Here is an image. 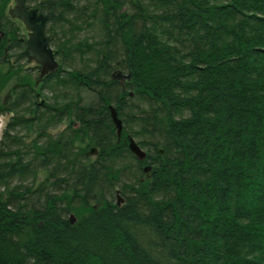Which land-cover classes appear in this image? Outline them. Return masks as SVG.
<instances>
[{
  "label": "trees",
  "instance_id": "1",
  "mask_svg": "<svg viewBox=\"0 0 264 264\" xmlns=\"http://www.w3.org/2000/svg\"><path fill=\"white\" fill-rule=\"evenodd\" d=\"M10 1L0 0V24L19 62ZM27 2L49 15L59 66L44 88L49 112L23 77L0 104L11 116L0 158V264H264V0ZM76 12L89 13L95 38L73 42ZM77 55L88 63L69 69ZM17 67L0 71V90ZM27 104L38 108L17 116ZM108 106L122 121L119 140ZM18 128L33 135L29 143ZM128 138L146 149L144 161Z\"/></svg>",
  "mask_w": 264,
  "mask_h": 264
},
{
  "label": "water",
  "instance_id": "2",
  "mask_svg": "<svg viewBox=\"0 0 264 264\" xmlns=\"http://www.w3.org/2000/svg\"><path fill=\"white\" fill-rule=\"evenodd\" d=\"M13 7L9 10V16L13 19L19 20L28 30L27 46L25 54L29 61L35 62L41 67L43 75L53 73L58 68V63L55 59V52L49 46V37L44 36V27L46 17L37 15L36 10H27L25 0H12ZM4 34L0 32V43ZM113 78L121 80H129L130 74L123 75L117 72ZM111 122L115 128L117 138L120 139L122 132V122L118 118L117 112L113 106H108ZM128 149L140 161L146 157L145 152L137 145L133 138H128ZM96 149H92L89 154H94ZM161 153V151H160ZM150 166L144 168V172L150 171ZM122 199L117 196V205L119 206ZM70 223H74V217L70 216Z\"/></svg>",
  "mask_w": 264,
  "mask_h": 264
},
{
  "label": "rangeland",
  "instance_id": "3",
  "mask_svg": "<svg viewBox=\"0 0 264 264\" xmlns=\"http://www.w3.org/2000/svg\"><path fill=\"white\" fill-rule=\"evenodd\" d=\"M12 5H13V2L10 1L9 4H8V7H11ZM82 5H83V3H81L79 7H81ZM87 12H89V11H87ZM88 15H89V13H87V15H85L86 17L85 16L83 17V14H81L79 12L78 13L76 12L74 15L69 16V18H68L69 24L70 25L72 24L74 26V28L76 27V30H73V32H72V35L74 37L73 42L77 43V42L84 41V40H87V39L90 40V39L96 37L97 29L93 30V28L91 29L89 27H86V23L88 21V17H87ZM70 25L68 26V24H67V26H64V30L68 32L69 31V27H71ZM77 28H80V30H77ZM86 56L87 55H85L83 58H79V56L77 55L75 57V59H74V62L71 63V66L69 67V69L85 67L86 63H88V61L86 59L87 58ZM1 61H2V59H0V62ZM8 61H10V62H5L4 64H0V71L1 72H3V73L7 72L8 68L11 65L16 66V67L18 66V67L15 68L17 70L14 72L12 78L9 79L7 81V83H5L4 86H2V88L0 90V104L4 103V101L6 100L7 96H11L10 95L11 88H12L13 84L15 83V80L18 77H23V79H25V80L33 81V77L35 76V74H33L31 72H27L28 70H30L34 66L33 63H26L23 60H20L19 62H17L13 58H11ZM124 81H127V80H124ZM39 93L41 95L40 96L41 98L47 99L49 105L52 104L53 94H51L50 92H47L45 90L44 91H40ZM82 97L84 99V102L86 103L87 101L92 100V93L83 91L82 92ZM8 99L11 100L10 97ZM37 102H39V101L37 100ZM37 108L38 107H35V106L33 107V104H27V105L23 106V108L18 110L19 114L17 116H22L24 118H27V117L30 116L29 115L30 114L29 113L30 110L37 109ZM9 120H10V118H7V116L5 114H1L0 115V133L1 134L4 131V129L6 127V123ZM66 125H67V122H63V123L60 124L58 129L56 128L55 130H50L51 135L56 134L58 131L64 130ZM25 131H26L25 128H18L16 130L15 134L18 133V136H20L22 138V137H25V135L27 134V132H25ZM115 134H116V131H115ZM28 135L30 137L27 136L25 139L24 138L22 139V141L24 140L25 143H29L31 138L33 137V135H31V134H28ZM144 152H146V149L144 150ZM89 157L91 159H94L95 156L94 155L93 156L90 155ZM43 178H44V174L42 172H40L37 175L36 182H39ZM32 182L33 181L30 180V178H29L27 180V182L24 183V185H29ZM12 185H18V183L17 182H13Z\"/></svg>",
  "mask_w": 264,
  "mask_h": 264
},
{
  "label": "flooded vegetation",
  "instance_id": "4",
  "mask_svg": "<svg viewBox=\"0 0 264 264\" xmlns=\"http://www.w3.org/2000/svg\"><path fill=\"white\" fill-rule=\"evenodd\" d=\"M25 3H26L27 10H29V11L30 10H36L37 15H43V16L46 17V22H45V27H44V36L50 38L49 46L55 52V59L57 60L56 50H55V48H54L52 43H53L54 39L58 38V35H57V33L55 31L52 30V28H49V23H50L49 22V15H46L45 13L40 12L38 7H36L33 4H29L27 2V0H25ZM13 5L11 7H8V9H7V15L8 16H9V10L13 7ZM9 18H10V20L13 23H15L16 25H18L20 27L19 29L21 30V33H20L21 36L19 38V41H20L21 45L24 46V51H25L26 46H27L26 42H27V39H28L29 32L19 20L13 19L10 16H9ZM4 30H5L4 26L2 24H0V32L5 34ZM3 39L7 40L8 46H6L4 48L3 55L1 57V59L2 60H10L11 58H13V59L18 58L21 54L19 52L13 51L14 48L9 47L11 45V43L14 42V40H11L10 38H6L5 35L2 38L1 42L3 41ZM24 51H23V56H22V58H24L23 61L26 62V63H33L34 64V66L30 70H28L27 72H31V73L35 74V76L33 77V81H34V84H35V87H36L35 91L37 92L36 93V101L37 100L39 101V102H37V106L39 107V110H45L46 112H49L53 108L51 106H49V103H48L47 99L40 97L41 95H40L39 91L41 90L40 89L41 87H43L42 91H44V88L47 87L50 84L51 78H55V76H56V75H54L55 71L53 73H49V74L43 75L41 73V67L39 65H37L35 62L29 61ZM45 91H48V90H45ZM9 97L10 96H7L6 100H9L8 99ZM5 115L7 116V118L11 119V116L8 113H6ZM59 126H60V124H57L56 126H49L47 128V131H46V138H48L51 135L50 130H55L56 128L58 129ZM59 132L60 131H58L56 134H58ZM56 134H53L52 136H55ZM23 138L25 139L26 136L22 137L21 139H23ZM4 145H5V143H4V134L2 132V134L0 133V158L4 154V151L7 152V150H8L6 147H5V149H3ZM25 182H27V180H25Z\"/></svg>",
  "mask_w": 264,
  "mask_h": 264
},
{
  "label": "bare ground",
  "instance_id": "5",
  "mask_svg": "<svg viewBox=\"0 0 264 264\" xmlns=\"http://www.w3.org/2000/svg\"><path fill=\"white\" fill-rule=\"evenodd\" d=\"M137 159V158H136ZM138 160V159H137ZM140 161V160H139Z\"/></svg>",
  "mask_w": 264,
  "mask_h": 264
}]
</instances>
